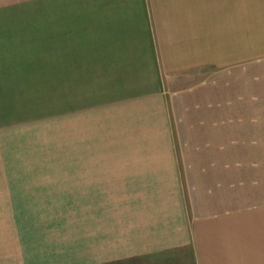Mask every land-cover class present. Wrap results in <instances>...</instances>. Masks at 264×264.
<instances>
[{"label":"rangeland","instance_id":"374dc122","mask_svg":"<svg viewBox=\"0 0 264 264\" xmlns=\"http://www.w3.org/2000/svg\"><path fill=\"white\" fill-rule=\"evenodd\" d=\"M85 1L0 0V159L5 161L0 163V264H164L158 251H162L163 220L174 213L169 201L146 195L137 208L126 210L121 196L134 186V175L173 176L178 168L174 163H156L153 152L148 153L150 160L141 158L144 163H135L136 167L129 162L131 153H121L118 161L116 154L101 158L99 151L89 153L92 163H85L83 153L71 163L69 130L73 127L78 134L85 130L86 121L79 116L85 114L86 101L91 104L100 96L88 97L89 89L83 93L80 85L72 95L62 85L57 91L46 88L51 73L39 72L42 65L47 69L53 65L54 50L64 43L65 25L62 22L61 30L60 25L55 29L57 37L55 19L74 16L72 21L78 17L77 22L70 25L83 22L84 26L79 16L85 5H91ZM226 1L215 0L217 7ZM250 1L247 20L248 0H234L236 19L230 21V38L232 45L236 21V48L220 49L222 67L236 53L235 72L221 69L218 83L212 80L213 72L219 73L216 68L188 72L167 80L164 90L170 107L171 97L174 100L199 85L212 100H229L231 106L235 98L252 102L248 111L254 114L243 121L249 133L244 140L252 143L248 150H237L234 167L244 202L258 204L264 203V38L260 8ZM232 4L230 0V8L224 6L221 11L232 14ZM182 110L194 109L183 104ZM208 110L216 106L198 108ZM116 122H110V132L119 128ZM187 148L188 144L176 153L177 163L196 171L203 152ZM218 155L220 163H233L232 153L224 155L221 150ZM242 174L247 180H240ZM190 184L194 185L192 180ZM192 198L183 201L186 213L196 209Z\"/></svg>","mask_w":264,"mask_h":264},{"label":"crops","instance_id":"0c3cea01","mask_svg":"<svg viewBox=\"0 0 264 264\" xmlns=\"http://www.w3.org/2000/svg\"><path fill=\"white\" fill-rule=\"evenodd\" d=\"M227 1L219 8L215 0H86L91 5H85L79 16L84 26L70 25L77 22L78 17L72 21L74 16L55 19L54 32L58 25L61 30L62 22L65 25L62 51L55 48L53 65L39 68L41 74L51 73L53 86L46 88L57 91L62 85L72 95L80 85L83 93L89 89L88 97L100 96L91 104L86 101L85 114H77L86 121L85 130L79 134L73 127L69 130L71 163L82 153L85 163H92L89 153L99 151L101 158L112 153L118 161L121 153H131L129 162L135 165L144 163L141 158L150 160L148 153L153 152L156 163H174L178 168L173 176L134 175V186L121 196L126 210L137 208L146 195L169 201L174 213L163 220L162 251H158L164 264H264V203L244 202L234 167L237 150H248L252 143L244 140L249 133L243 124L254 114L248 111L252 102L235 98L231 106L229 100H212L199 85L174 100L171 97L170 107L164 90L167 80L188 72L216 68L219 73L213 72L212 80L218 83L221 69L233 73L239 67L236 53L232 62L224 60L221 66L220 49L236 48V21L232 45L230 21L236 19L237 6L232 0V14L223 13L221 7L230 8ZM255 2L264 38V0ZM250 3L245 4L247 20ZM183 104L194 110H182ZM201 105L216 110L198 111ZM112 121L120 125L115 133L108 130ZM186 144L187 151L194 147L203 152L196 171L177 163L176 153L183 152ZM221 150L224 155L232 153L233 163L218 161ZM0 163H5L4 157ZM190 197L197 205L186 213L183 201Z\"/></svg>","mask_w":264,"mask_h":264}]
</instances>
